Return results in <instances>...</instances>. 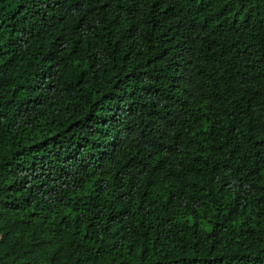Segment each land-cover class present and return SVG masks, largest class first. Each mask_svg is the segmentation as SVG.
Returning <instances> with one entry per match:
<instances>
[{
    "label": "trees",
    "instance_id": "1",
    "mask_svg": "<svg viewBox=\"0 0 264 264\" xmlns=\"http://www.w3.org/2000/svg\"><path fill=\"white\" fill-rule=\"evenodd\" d=\"M0 264H264V0H0Z\"/></svg>",
    "mask_w": 264,
    "mask_h": 264
}]
</instances>
